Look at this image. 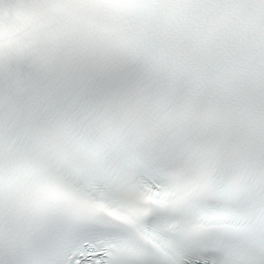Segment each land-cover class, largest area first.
<instances>
[{"label":"snow or ice","instance_id":"snow-or-ice-1","mask_svg":"<svg viewBox=\"0 0 264 264\" xmlns=\"http://www.w3.org/2000/svg\"><path fill=\"white\" fill-rule=\"evenodd\" d=\"M0 264H264V0H0Z\"/></svg>","mask_w":264,"mask_h":264}]
</instances>
